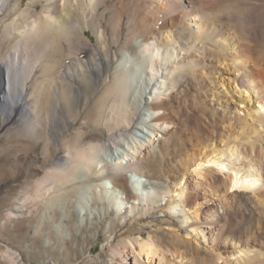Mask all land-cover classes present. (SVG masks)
Listing matches in <instances>:
<instances>
[{"label": "bare ground", "instance_id": "1", "mask_svg": "<svg viewBox=\"0 0 264 264\" xmlns=\"http://www.w3.org/2000/svg\"><path fill=\"white\" fill-rule=\"evenodd\" d=\"M220 1L115 0L107 6V0H46L36 14L29 6L23 8L22 0H0V23L4 27L17 31L15 34L24 36L28 43L51 44L52 59L41 67L45 74L53 72L73 45L82 46L97 59L100 51H109L116 44L118 50L141 45L148 51L149 62L139 66L141 72L161 77V80L156 78L157 84L145 100L149 114L144 120L152 129L148 139L139 140L113 160L114 167L128 174L113 172L105 176L103 165L98 168V160L95 161L100 144L79 147L80 141L89 135L84 130L76 134L73 150L54 158L51 174L38 183L33 195L42 197L52 188L97 177L100 181L90 184V191L117 212L123 211L125 215L121 217L125 223L135 219L157 222L153 232L162 236L154 238L151 228L144 230L146 236L140 228H133L119 248L113 246L110 259L104 264H264V55H256V47L262 44L259 31L260 35L264 32V13L260 15L259 29L258 21L246 14L237 22L238 28L231 29L226 14L217 19L204 15L207 6ZM102 5L105 9L100 11ZM107 10L111 11L108 18ZM220 19L223 23H218ZM88 28L95 35V42L86 33ZM83 38L88 43H83ZM82 56L79 63L89 67L84 71L95 72L98 78L100 64L95 68ZM112 56L116 57V53ZM12 67L3 66L0 71L2 125L18 121L21 115L32 116L21 81L22 67L17 64ZM108 67L107 63L103 65L104 73ZM124 67L113 69V84L95 100L98 117L92 125L98 131L97 142L103 145H122L117 134L136 128L126 118L129 113L136 118L138 113L128 106L130 97L125 87L128 78ZM69 70L70 65L65 75L79 86L76 68ZM43 83L34 82L32 87L39 91ZM98 85L100 81L88 85V98L95 95ZM78 86L74 89L79 91ZM56 89L59 97L53 99L55 107L64 101L65 91L70 92V88ZM190 92H196L201 111L200 106L188 101ZM242 111L246 125L242 131L237 127L238 130L219 134L211 127L216 117L232 120L240 117ZM75 121L65 120L64 129ZM177 132L182 134L180 141L172 138V143L179 147L168 150L166 144ZM67 138V134L62 135L61 143ZM66 156L72 157L78 168L75 164L71 166L70 157L64 159ZM156 156H166L170 174L165 178L173 181V188L168 181L165 188L176 191L166 199L162 196L161 200L165 201L159 206L153 203H157L162 187L146 184L141 177L143 164ZM126 182L134 193L129 197L124 190ZM178 204L183 205L181 215L175 212ZM22 209L21 204L14 206L11 215L20 216ZM182 230L186 231L183 237ZM203 246L207 252L202 255ZM2 254L4 264H22L13 250L5 248Z\"/></svg>", "mask_w": 264, "mask_h": 264}, {"label": "rangeland", "instance_id": "2", "mask_svg": "<svg viewBox=\"0 0 264 264\" xmlns=\"http://www.w3.org/2000/svg\"><path fill=\"white\" fill-rule=\"evenodd\" d=\"M60 1L62 2V0ZM224 1L207 6L204 15L213 16V19H217L226 14V17L230 20L228 22L229 28L237 29V22L241 21L246 14L247 17L257 20L259 23L258 29L260 28V15L264 13L263 1L239 0V2L237 1L239 5L236 4L235 0ZM45 2L46 0H22L23 8L29 6L36 14L40 12L42 4ZM114 2L115 0H107V6H111ZM226 6L228 7L227 10ZM102 9H105V6L102 5L100 11ZM107 11L106 18L111 14V11ZM102 21L105 23V20ZM218 21V23H223L222 19ZM58 22L59 19L56 20L57 24ZM20 30H23V28H20ZM15 32L17 31L4 27V23H0V71L3 66L12 67L13 64L22 67L21 81L26 88L29 99L27 105L32 111V116L25 118L24 115H21L16 122L9 121L5 125L0 124V263L4 264L5 262V256L2 254L3 250L9 248L18 254L22 264H104L105 261L107 262L110 259L113 246L119 248L125 242L129 235L128 231L133 228H140L143 235L146 236L144 230L151 228L153 232L157 222H139L135 219L130 224L125 223L123 221L125 218L121 217L125 215L123 211L122 213L117 212L112 205L90 191V184L100 181L97 177L83 180L76 178V180H79L78 182L60 189L52 188L42 197H33V195L37 192L38 183L51 174L54 158L68 154V149L69 151L73 150L75 148L73 141L76 134L84 130L89 135L80 141L79 147L87 146L90 143L100 144L95 153V161L98 160V168L103 165L105 176L113 172H119L122 175L128 174L122 169L114 167L112 165L113 160L124 153V150H128L130 146L137 144L139 140L145 141V139H148L152 129H150L149 123L144 120L149 114L145 100L151 95L149 92H152L151 89L157 84L156 78L161 80V77L141 72L139 66H143V64L145 66L149 63L146 56L148 51L144 50L143 47L141 48V45H137L132 49L128 46L129 48L118 50L116 44L108 49L110 52L100 51L97 59L81 48L82 46L73 45L68 56L59 60L58 66L53 72L45 74L41 71V67L46 60L51 58V44L46 41L28 43L24 40V36L15 34ZM86 33L94 42L96 41L91 29L88 28ZM261 35L259 31V40L262 41V44L257 46L259 48L256 47L258 57L264 55V36L261 37ZM123 36H125V33ZM83 41V43L86 42L85 38H83ZM114 53H116V57L113 58ZM81 56L95 68L98 67V63L100 64V76L98 78H95V72L93 74L84 71L89 67L85 63H79L78 58ZM105 63L109 66L106 73L102 70ZM69 65V72L76 68V75L80 81L79 86L76 83L73 84V80L67 78L64 73ZM123 65L124 68H127L125 74L128 78V86L125 87L129 90L128 106L131 110L136 109L138 113L136 118H133L131 113L126 114V118L128 121L132 120L136 128L131 127L128 132L124 133L122 131L117 134L122 141V145H103L100 141L97 142L98 131L92 125L98 117V107L95 100L99 94L105 92L107 86L113 84L115 78L113 69ZM98 81H100L98 91L94 96L88 98L90 88L88 85ZM34 82H37V84L44 82L41 90L33 89L32 84ZM75 86L79 87V91L74 89ZM57 87H60L61 91L70 88V92L66 93L67 91H65L64 101L55 107L52 103L53 99L56 100L59 97ZM191 93L188 97L190 104L194 103V106H200L196 92ZM239 108L241 109V107ZM199 110L201 111V106ZM53 114L55 118L52 117ZM74 114L78 116V119H75ZM240 114V117L232 120L226 117L224 119L216 117L211 127L219 134L226 131L227 133L232 132L238 130V128V131H242L243 127L246 128L243 123L244 119H242L245 117V112L242 111ZM65 120L76 121L64 129ZM58 132L59 136L56 137ZM179 133H174L169 138L170 142L166 144L169 147L168 150L172 146L179 147L178 144H176V147L172 143L173 139L176 142L180 141L182 134ZM64 134H67L68 138L65 143H61L60 137ZM160 136L158 134L161 139ZM144 152H147V149ZM258 154L260 156V153ZM67 157L70 156H66L64 159H67ZM163 157H151L146 164H143L145 168L142 169L143 176L141 177L146 184L152 183L162 187V193L157 197V203H153L154 206L164 203L169 195L176 192L172 190L171 193L165 188L167 181L170 187L173 188V181L165 178V175L170 173L166 168V156ZM68 160L71 161V166L75 164V167L78 168V164L73 161L72 157ZM124 190L127 197L134 194L128 182L124 183ZM164 195L165 199L161 200ZM131 201L132 203L136 202L130 199ZM19 204L23 208L21 215L14 217L11 215L12 208ZM149 204L152 203L149 202ZM181 205L178 204L176 207L177 211L175 212L178 215L183 212V205ZM139 208L140 206L136 207L131 214L136 213ZM25 216L27 217L24 219ZM146 218L150 220L151 217ZM160 234V232L156 234L153 232V237L162 236ZM185 235L186 231L182 230L181 237ZM202 250L203 255L207 252L206 246H203ZM207 258L210 259L209 256Z\"/></svg>", "mask_w": 264, "mask_h": 264}]
</instances>
